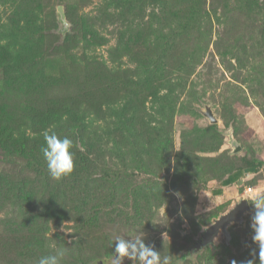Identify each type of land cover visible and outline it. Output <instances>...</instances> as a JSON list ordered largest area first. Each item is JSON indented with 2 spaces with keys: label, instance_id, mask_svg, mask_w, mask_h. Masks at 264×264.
<instances>
[{
  "label": "rangeland",
  "instance_id": "obj_1",
  "mask_svg": "<svg viewBox=\"0 0 264 264\" xmlns=\"http://www.w3.org/2000/svg\"><path fill=\"white\" fill-rule=\"evenodd\" d=\"M45 131L74 142L60 181ZM247 187L264 193V0H0V264H116V234L260 264L250 203L204 243Z\"/></svg>",
  "mask_w": 264,
  "mask_h": 264
},
{
  "label": "clouds",
  "instance_id": "obj_2",
  "mask_svg": "<svg viewBox=\"0 0 264 264\" xmlns=\"http://www.w3.org/2000/svg\"><path fill=\"white\" fill-rule=\"evenodd\" d=\"M43 136L46 146L41 147V153L50 177L60 181L70 176L75 170L74 142L67 136H58L55 132L45 131ZM177 195L179 196V193ZM250 201V205L255 209L251 218L252 241L258 247L260 264H264V193H254ZM67 254L68 249L60 247L54 254L41 256L38 264H62ZM113 255L116 264H122L125 258L133 261V264H172L170 256H162L153 246L147 245L140 236L116 234ZM255 256L256 252L253 251V258L245 261L244 264H256ZM233 264L236 262L233 261Z\"/></svg>",
  "mask_w": 264,
  "mask_h": 264
},
{
  "label": "water",
  "instance_id": "obj_3",
  "mask_svg": "<svg viewBox=\"0 0 264 264\" xmlns=\"http://www.w3.org/2000/svg\"><path fill=\"white\" fill-rule=\"evenodd\" d=\"M206 116L210 118L213 123L216 122V119L214 118L211 110L207 111ZM249 208V202L247 200H242L233 210L221 216V218L216 220L215 223L207 230L204 238V243L207 244L209 242H212L213 237L219 231H223L225 234L228 235V223L236 221L242 222V216L247 210H249Z\"/></svg>",
  "mask_w": 264,
  "mask_h": 264
},
{
  "label": "trees",
  "instance_id": "obj_4",
  "mask_svg": "<svg viewBox=\"0 0 264 264\" xmlns=\"http://www.w3.org/2000/svg\"><path fill=\"white\" fill-rule=\"evenodd\" d=\"M258 171V167H247L245 169L238 170L234 174L230 175L226 180L221 182V187H235L237 184L248 174H255ZM222 194V189L217 191V195ZM250 199V198H247ZM108 259L96 260L93 264H108Z\"/></svg>",
  "mask_w": 264,
  "mask_h": 264
},
{
  "label": "built area",
  "instance_id": "obj_5",
  "mask_svg": "<svg viewBox=\"0 0 264 264\" xmlns=\"http://www.w3.org/2000/svg\"><path fill=\"white\" fill-rule=\"evenodd\" d=\"M254 193H257L256 189L254 187H247L245 189V194H246V198H251V196L254 194Z\"/></svg>",
  "mask_w": 264,
  "mask_h": 264
}]
</instances>
